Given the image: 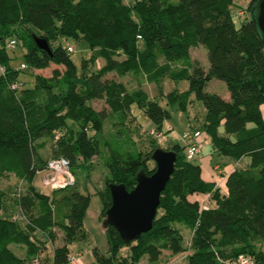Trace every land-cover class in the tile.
Masks as SVG:
<instances>
[{"label":"trees","instance_id":"trees-1","mask_svg":"<svg viewBox=\"0 0 264 264\" xmlns=\"http://www.w3.org/2000/svg\"><path fill=\"white\" fill-rule=\"evenodd\" d=\"M233 1L0 0V182L9 173L24 182L12 197L15 213L0 185V264H70L69 243L88 235V193L78 190L75 181L49 194L34 184L49 159L40 152L47 138L60 134L52 155L66 157L70 169L106 148L101 156L109 178L98 190L103 215L111 203L109 182L130 189L140 168L148 174L155 170V162L149 167L148 160L160 146L144 153L125 118L136 104L161 130L170 115L157 99L165 76L189 81L188 90L167 94L169 103L185 108L193 92L206 108L201 128L194 129L207 132L219 154L237 161L246 156L247 164L230 170L222 189L201 177L200 164L186 157L183 144L165 147L177 158L151 229L125 241L115 227L106 226L108 252L94 249V256L99 264H137L144 255L155 262L168 249L186 253L188 264H236L240 255L264 264V41L253 18L257 0H247L248 15L237 13L239 25L231 15ZM35 35L46 38L50 50L39 47ZM68 37L90 50L81 72L70 57L71 44L63 43ZM198 44L206 48L207 68L191 59V47ZM17 45L25 50L23 61L14 64L8 49ZM50 63L64 68L54 67L50 77L36 73L32 87L22 86V71ZM127 73L154 82L157 94L150 97L142 85L128 89L122 80ZM213 77L225 81L228 99L205 90ZM95 98L104 99L120 117L119 127L109 134L104 132L106 110L88 102ZM208 193L210 206L203 208L201 199ZM178 224L191 230L186 241ZM11 243L23 246L25 254H16ZM122 247L128 252L122 254Z\"/></svg>","mask_w":264,"mask_h":264},{"label":"rangeland","instance_id":"rangeland-1","mask_svg":"<svg viewBox=\"0 0 264 264\" xmlns=\"http://www.w3.org/2000/svg\"><path fill=\"white\" fill-rule=\"evenodd\" d=\"M241 10H243V13L240 12ZM245 10H247V0H234L231 4L230 11L236 25H239L242 21V18H240L237 13L239 12L240 15L243 16L246 13ZM246 15H248V12L246 13ZM63 43L66 45H73L74 49L73 51L69 52V54L71 59L75 62L78 72H81L82 60L85 58H89L90 50L87 47H84L80 41H76L72 37L63 38ZM24 50L25 48L21 47L20 45H17L12 49H8L10 55L14 57V64H19L23 61L21 58V53ZM190 53L191 59L194 62L208 65L206 48L202 44L191 47ZM54 67H59L61 70L64 68L63 65L50 63V65L45 68L25 69V71H22L19 76V78L23 81L22 86L32 87L35 84L36 73L50 77L52 74V69ZM107 76L111 77L115 75L107 74ZM122 80L126 83L128 89H133L139 85H142V87L148 92L150 97H154L157 94V88L154 82L146 81L144 78L140 80L139 77H136L132 73H127L126 75H124L122 77ZM161 88L163 91V95L158 96L157 99L159 103L170 113V115L162 122L161 130L164 133L163 139L157 140L153 136V134L150 133V129L154 127V124L144 113V111L136 104H132L126 114L125 126L131 133L137 147L144 153L148 152L157 144L160 147L165 148L171 146L174 142L182 143L180 138L181 134L184 131L194 129L195 127L201 128V125L205 120V105L203 101L197 98L193 92L189 93L188 102L185 108L179 106L178 103H169L167 99V94L173 90L183 91L189 89V81L187 78L173 79L170 76H165L161 80ZM205 90L216 92L221 96L229 95V91L227 89L225 81L215 77L211 78L207 82V84L205 85ZM88 102L93 108L97 110L103 108L106 110L107 117L104 124V132L106 134H109L112 130H115L117 127H119V115L116 114V112H110L109 106L106 104L104 99L95 98L89 100ZM261 113L262 118L264 119V103L262 104ZM73 122H71V124ZM76 126L77 125H74L72 127L77 128ZM88 132L92 133L90 129H88ZM58 135L60 134H55L54 138H47L45 146L40 149V152L44 159L57 157L53 156L52 154L53 150L55 149V139L58 138ZM201 139L204 140V145L201 148L199 155L192 158V160L201 165L204 171V175L206 174V169L213 168V165L215 164H219L221 168L216 167L214 168V170H222L223 168L225 172H229L230 169L235 167L246 166L248 157H242L237 161L230 157L219 154L216 150H214L213 145L211 144L210 136L207 132L204 131L202 133ZM107 153L108 151L106 150V148L102 147L101 154ZM101 154L92 156L89 162L82 161V163L78 162V164L71 165V170L73 171H71V173L74 176L73 178L75 179L76 188L81 192L88 193L90 196V203L84 216V226L88 235L83 239L76 238L68 245L72 255L80 252L82 264H99V261H97L96 257L94 256L93 250L96 249L99 253L106 254L108 249L104 225L102 223V217L104 218L105 215H103L101 211L103 204L98 190L104 187L105 181L109 178V171L102 160ZM79 161H81V159H79ZM84 163H86L88 166ZM153 165L154 160H148V166L153 167ZM53 172L54 171L51 172L47 171L46 169H41L36 173L34 177V184L37 189L44 193H51L52 184L47 183V178L49 174H54ZM217 173H219V171H217ZM222 173L223 171H221L219 174L222 175ZM23 184L24 182L18 179L12 173L5 175L0 182L1 187L5 188L7 191V197L5 201L7 202L9 209H11V213L18 212L16 210L15 204L12 202V197L16 195L17 191H19L18 189H22ZM215 184L218 186L222 185V188H224L223 179L221 178L220 180L215 182ZM180 229L184 234V241H186L187 238H189L191 235V230L187 227H180ZM36 234L38 235V237H42L41 233ZM60 240L61 235L59 234L56 244H58ZM262 245L264 247V241ZM9 246L16 254L20 256H23L25 254L23 246L16 245V243H11ZM51 248L52 244L49 242L47 244V249L50 250ZM121 252L122 254H125L126 252H128V248L122 247ZM183 253L184 252L178 253L174 257V260L175 262H178L180 264H188V259L186 256L184 257ZM26 264L31 263L27 261Z\"/></svg>","mask_w":264,"mask_h":264},{"label":"water","instance_id":"water-1","mask_svg":"<svg viewBox=\"0 0 264 264\" xmlns=\"http://www.w3.org/2000/svg\"><path fill=\"white\" fill-rule=\"evenodd\" d=\"M253 18L264 41V0H257ZM34 38L39 47L50 50L46 38L37 35ZM151 155L155 170L148 174L140 168L135 174L136 183L130 189L123 182L108 183L111 203L105 210L102 223L104 227H115L125 241L151 229L161 193L174 170L177 158L175 150L156 147Z\"/></svg>","mask_w":264,"mask_h":264},{"label":"built area","instance_id":"built-area-1","mask_svg":"<svg viewBox=\"0 0 264 264\" xmlns=\"http://www.w3.org/2000/svg\"><path fill=\"white\" fill-rule=\"evenodd\" d=\"M243 13V10L240 11ZM239 13V12H238ZM240 14V13H239ZM13 40L10 42V45L13 44ZM68 50H73V47L69 45ZM25 63H21L20 67H25ZM17 86V83H13L12 87L15 88ZM150 133L153 134V136L157 140L163 139V132L161 130H157L156 128H151ZM202 131L200 129H192L184 131L181 134V141L185 148L186 157L189 159H192L199 155V152L201 151V148L204 145V140L201 139ZM47 171H54V174H49L47 178V183L52 184V188H59L64 187L66 185H70L74 183L75 179L73 178V174L71 173L69 161L64 156H57V157H51L47 161L46 165ZM210 193L203 196L201 199V205L203 208H208L210 206ZM186 253H183L185 255ZM236 264H252V260L250 258H247L243 255H240L237 261H235ZM36 264H40L39 262ZM70 264H82L80 253L76 255L70 256ZM178 264V263H177Z\"/></svg>","mask_w":264,"mask_h":264},{"label":"crops","instance_id":"crops-1","mask_svg":"<svg viewBox=\"0 0 264 264\" xmlns=\"http://www.w3.org/2000/svg\"><path fill=\"white\" fill-rule=\"evenodd\" d=\"M103 60H101V62H102ZM201 65L204 67V68H207L208 67V65H205V64H202L201 63ZM109 74H111V73H109ZM229 96H230V94L228 95V96H223L224 98H226V99H228L229 98ZM263 104V103H262ZM262 104L260 105V109L262 110ZM262 113H263V111H262ZM151 124V123H150ZM246 157V156H245ZM201 166V165H200ZM216 167H218V168H221V166L219 165V164H215V165H213V168H208V169H206V176L204 175V171H203V169H202V167H201V177L203 178V179H205V180H208V181H213V182H217L218 180H220V178L221 179H223V181H224V178H225V175L228 173V172H225L224 170H223V168H222V170H217V169H215L214 170V168H216ZM233 169V168H232ZM232 169H230V170H232ZM217 171H219V173L221 172V171H223V173H222V175H224V176H222V175H220L219 173H217ZM219 174V175H218ZM220 176V177H219ZM222 186V185H221ZM223 189V188H222ZM179 226H181V227H183L184 225H181V224H179ZM107 252H108V249H107ZM177 254H172L171 252H170V250H168V249H163L162 250V253H161V255H160V257L155 261V262H149L148 261V258H147V256L146 255H144V256H142V258L139 260V262L137 263V264H176V263H178V262H175V260H174V257L176 256ZM92 256V255H91Z\"/></svg>","mask_w":264,"mask_h":264}]
</instances>
